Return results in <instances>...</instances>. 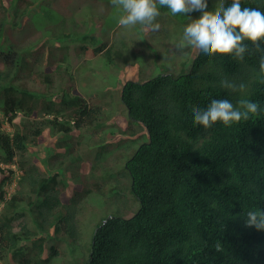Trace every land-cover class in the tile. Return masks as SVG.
I'll list each match as a JSON object with an SVG mask.
<instances>
[{
  "label": "trees",
  "instance_id": "1",
  "mask_svg": "<svg viewBox=\"0 0 264 264\" xmlns=\"http://www.w3.org/2000/svg\"><path fill=\"white\" fill-rule=\"evenodd\" d=\"M11 1L7 8L5 0H0V40L9 16L25 15L24 11L18 15L16 6L29 9L34 5L33 0ZM207 3L210 11L219 0ZM231 3L225 0L224 6ZM241 7L264 13V0H241ZM108 9L110 14L118 13L112 0ZM179 15L175 18L168 10L160 11L155 22L161 27L156 32H168V24L181 22L189 13ZM74 34L78 43L95 41ZM177 37L174 50L164 48L167 56L152 51L161 55V63L170 72L161 70L154 77L129 80L122 86L127 120L142 124L149 137L126 163L130 191L140 207L130 217L116 215L99 222L89 242L78 241L84 232L75 218L83 209L75 207V197L64 204L59 198L64 184L58 175L47 176L25 158L29 144L43 142L46 128L63 134L74 128L90 132L103 121L105 106H95L78 94L63 93L64 89L56 87L53 73L41 74V79L32 81L36 86H29L22 79L24 66L16 64V53L0 51V163L16 166L21 172L16 192L8 199L2 188L4 181L0 185V200H4L1 261L264 264V230L245 224L247 211L264 209V72L260 70L264 41L257 47L245 40L248 51L242 61L216 54L209 62L199 49L194 59L186 60ZM174 57L176 65L182 67L178 74ZM222 80L237 87L243 84L245 90L231 91L221 86ZM213 99H227L236 107L246 99L259 103L260 110L247 120L230 126L218 121L206 130L194 124L193 109L206 110ZM7 171L13 173L10 167ZM17 222L21 224L15 226ZM80 246L86 254L79 251Z\"/></svg>",
  "mask_w": 264,
  "mask_h": 264
},
{
  "label": "rangeland",
  "instance_id": "2",
  "mask_svg": "<svg viewBox=\"0 0 264 264\" xmlns=\"http://www.w3.org/2000/svg\"><path fill=\"white\" fill-rule=\"evenodd\" d=\"M75 2L77 0H35L26 18L17 20V26H12L11 23L7 25L6 33L0 41V51L7 52L13 46V49L18 52V49H27L31 45V59L35 56L41 60L39 61L41 65L36 66V71L45 72L46 66L47 74L55 75V85L58 89H64L63 93L73 96L75 90L91 104L105 106L103 121L100 120L99 125L91 128L90 132L77 130L65 136H56L48 130L40 145H28L25 158L29 163L33 162L41 168L63 162L60 176L66 183V191L60 193V199L64 204H69L72 193L76 190L83 193L74 198L75 207L83 209L82 213L78 212L75 219L84 232V238H79L78 241L88 242L91 239L89 236H92V230H96L99 222L114 218L116 215L130 217L140 207V203L130 191V178L126 163L136 149L149 140V137L142 124L124 119L126 109L121 102L122 85L129 80L143 81L154 77L161 70L170 72L169 67L161 63V55L157 52L152 53V51L159 50L162 55L167 56L164 48L169 46L171 50H174L177 36L179 47L181 44L184 45L182 48L185 49V56L187 54L186 60L194 59L198 48L188 45L183 39V34L185 27L198 19L201 14H195L189 19L187 16L181 22H177L178 25L177 23L171 26L168 24L166 27L168 32L165 31L163 34L139 24L130 28L118 25L125 28V34L122 29L110 27V31L116 29V34L114 31L113 33L107 31L108 35H103L99 39V29L96 28L93 43L89 41L78 43L76 42L77 36L74 38L73 32L75 22L78 23L74 28L75 31L80 33L86 31L91 26L90 24L95 22V17L100 16L96 8L105 12L109 25L119 20V16L124 14H122L123 10L118 8V15L112 18L108 12V4L102 5L96 0L87 1L85 8L78 10V4H74ZM5 6H10L9 0H5ZM16 8L19 15L25 6H16ZM66 8L71 9L73 14H68ZM158 8L161 12L170 11L159 4ZM216 8L218 7H215V10ZM211 12L215 13L214 10ZM178 16L181 15L178 14ZM174 17L177 18V14ZM27 21H31L27 27L30 30L28 32L23 29L26 28ZM185 22L187 23L184 25ZM102 23L105 24V21L98 22L96 25L100 26ZM92 29L93 27L89 31ZM176 30L178 32L175 35ZM52 34L61 37L70 34L71 37H67L69 38L67 42L63 40L59 49L51 48L53 50L51 51L50 46H55L56 43L53 41L57 40V36ZM155 38L160 39L152 41ZM20 40H22L21 43H19ZM34 40L35 42L30 44ZM105 42L107 43L103 47ZM102 48L105 54L101 57L96 56L94 52ZM50 53L52 60L47 57ZM23 54L26 56L28 50H25ZM18 55L20 56H18L17 64L20 65L22 54L18 53ZM108 57L113 59L112 63ZM174 60V69H177L178 74L182 72V67L176 65L175 57ZM55 61L59 64L53 66ZM2 66L0 62V68ZM24 66H30V64L25 63ZM22 79L29 86H36L33 85L31 76L22 77ZM7 128L11 130L10 126ZM116 130L120 131V134ZM99 131H101L100 135ZM58 143L61 148L57 147ZM53 167L58 168L56 165ZM2 168L7 167L2 166ZM12 168L15 171L14 175L5 169V172L0 170V181L6 177H13L12 183L5 185L8 194L14 192V179L19 174L16 166ZM89 171L90 174H87ZM1 208L2 202H0V210ZM19 224L21 222H17L15 226ZM0 264L7 263L0 261Z\"/></svg>",
  "mask_w": 264,
  "mask_h": 264
},
{
  "label": "clouds",
  "instance_id": "3",
  "mask_svg": "<svg viewBox=\"0 0 264 264\" xmlns=\"http://www.w3.org/2000/svg\"><path fill=\"white\" fill-rule=\"evenodd\" d=\"M87 1L89 0H77V2H75L74 4H78V10H83L85 8V4L87 3ZM96 1H99V0H96ZM33 2H35V0ZM100 2L102 3V5L108 4V7L111 4V0H107V1L105 0V1H100ZM157 3L160 6H163L169 9L170 12L174 15L180 14V13H183V14L189 13L188 19L192 17L193 16L192 14L196 13L197 11L201 12L199 13L201 14V16L198 19L193 20L192 23L188 24L185 27L183 39L184 41L187 42L188 45L195 46L196 48L201 50L205 54V56L209 58V62H211V57H213L216 54L232 55L234 59L242 61L244 59V54L248 51V45L244 43L245 40L252 42V44L257 47H258V42L264 41V13H262L257 8H248V7L242 8L241 0H232V3L227 7L224 6L225 0H219V5L217 6L218 8H216V10L215 8L211 9V10H214L215 13L211 12V10L210 11L207 10L208 8L207 0H112V4L114 6H117L118 8H121L123 10L122 14L124 15L122 16L120 15L121 17L119 16L120 18L119 20L114 21L113 23H110L109 25V21L105 18L104 12L96 8L97 14H99L100 16L98 18L95 17V22L91 23L90 24L91 26L82 33L74 30L75 26L78 24L77 22H75L73 26V32L79 35L93 37L95 29L97 28L99 29L98 38L101 39L103 35H108L107 31L111 30L110 27L122 29L124 34H125V28H121V26L130 28L131 26H135L137 24L142 25L146 28H149L152 31H158L161 26L159 23L155 22L157 17H159L160 15V11L157 8ZM32 8L33 7H30L28 9L25 7V9L23 10L25 15L23 17L16 18L14 16L13 17L9 16V18L7 19L8 24L11 23L12 26H17V20H20L24 17L26 18L28 14H30ZM66 9L68 11L67 12L68 14L70 15L73 14V11L71 9L69 8H66ZM116 15L118 14H111L112 18L116 17ZM96 20H98V22L105 21V24L102 23L100 26H97L96 23L98 22ZM30 23L31 21L26 22V28H23L24 31L28 32L29 29H27V27H29ZM186 23L187 22H185L184 25ZM7 25H6V28H7ZM118 25H121V26L119 27ZM92 27L93 29L89 31V29ZM115 30L116 29H112V31H114V34H116L117 32ZM112 31L110 32L113 33ZM5 33H6V29L3 33V36L5 35ZM52 35L57 36L56 37L57 40L53 41L54 43H56L55 46H50L49 45L50 43L48 44L50 46V49L51 48L59 49V47L63 43V40L65 42L69 41V38L65 36L61 37V36H58L57 34H52ZM1 40H2V37H1ZM21 42L22 40L19 41V43ZM34 42L35 40L31 41L30 44ZM106 43L107 42L103 44V47L106 45ZM183 46H184L183 44L180 45V47H183ZM31 47L32 46L30 45L27 47V49H18V52H17L16 50L13 49V46H11L9 50L7 51V53H9L10 51L12 53H16L17 60H18V56H20L18 55V53L22 54L21 56L22 63L20 65H18L17 63L16 64L18 66H24L25 63H29L30 66H24L23 75L26 78L31 76L32 81H33V79H36V78L41 79L40 77L41 74H45L48 72L46 71V66H45V72L36 71V66L41 65L39 63V61L41 60H39V58H35V56L34 58L32 57L31 59L30 57ZM25 50H28V54L26 56L23 54ZM103 50L104 49L102 48L99 51H95L94 54H97L96 56L101 57L105 54ZM51 51L53 50L51 49ZM47 57H49L51 60L53 59L51 53L47 55ZM47 57L45 58V60L47 59ZM58 62H60V60H58ZM58 62L55 61L53 66H56V64H59ZM260 70L264 72V57H261V60H260ZM221 86L228 88L234 92L235 91L243 92L245 90V85L241 84L237 87L235 84L227 80H222ZM74 94H78L82 96V94L76 93L75 90H74ZM259 110H260L259 103L246 100V99H241L239 101V107L234 106L227 99H219V100L213 99L211 104L207 107L206 110H201L200 108L193 109L194 124L201 125L206 130L210 129L218 121L222 122L224 126H230L232 123H238L242 119L247 120L250 114H257ZM124 119L127 121L126 116ZM4 126L7 128V126L9 125L4 124ZM48 130L49 131L51 130V133L56 136L57 135H62V136L68 135V134H63V133H54L51 128H46L45 133ZM77 130L78 129L74 128L72 129L70 133H73L74 131H77ZM45 135L46 134H44V137ZM60 143L57 144L58 148H61L59 146ZM29 145H32V144H29ZM38 145H32V146H38ZM53 165H56V167L58 168H54ZM62 165H63V162H59L57 164L53 163V164H50V166L47 165L46 168H43V167L41 168L40 165L38 166L40 169L44 170V173L47 176H53L55 174L58 175L59 177L58 181H62L64 184V188L62 191L63 193L64 190L66 191V183L62 180L60 176V170H61ZM2 166H5L7 168H2ZM9 167L12 169V172L14 175L15 171L13 170L12 167H15V166H7V165H4L3 163H0V170L1 171L3 170V172H5V170L7 171ZM91 169H92V165H91ZM90 171L87 174H90ZM20 174L21 172L19 171V174L16 176V179H14L15 180L14 192L11 194L7 193V191L5 190V185L7 183L11 184L13 181V177H6L0 181V185L4 181V185L2 188H3V191L5 192L6 199L11 197L16 192L17 178ZM80 192L81 191L76 190L75 193H72L70 200L72 197H76L77 195L83 194ZM0 202H2V208H3L4 200H0ZM245 224L248 227H255L257 230H264V209H256V210L247 211ZM81 247L83 248L82 251H81ZM216 248L217 250H219V244L216 245ZM79 251L84 254L87 253L86 250L84 252L83 246H80ZM2 262L5 263L4 261Z\"/></svg>",
  "mask_w": 264,
  "mask_h": 264
}]
</instances>
